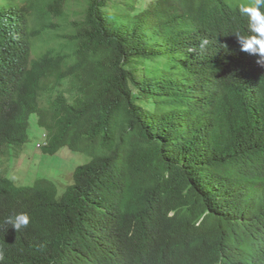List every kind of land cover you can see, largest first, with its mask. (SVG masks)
I'll return each instance as SVG.
<instances>
[{
	"label": "trees",
	"instance_id": "16d2710c",
	"mask_svg": "<svg viewBox=\"0 0 264 264\" xmlns=\"http://www.w3.org/2000/svg\"><path fill=\"white\" fill-rule=\"evenodd\" d=\"M136 2L0 0V94L49 98L42 153L70 141L90 156L64 189L0 174V222L30 216L19 232L0 227L27 250L8 264H264V69L243 72L206 51L180 67L170 53L182 32L243 26L239 6L250 2L139 0L135 11ZM35 27L60 47L32 58ZM72 77L70 101L61 88ZM19 124L4 145L26 141L30 127ZM67 128L78 130L67 143L53 136Z\"/></svg>",
	"mask_w": 264,
	"mask_h": 264
},
{
	"label": "clouds",
	"instance_id": "9594fccd",
	"mask_svg": "<svg viewBox=\"0 0 264 264\" xmlns=\"http://www.w3.org/2000/svg\"><path fill=\"white\" fill-rule=\"evenodd\" d=\"M244 2L250 3L241 4L239 6V11L242 15L243 23V26H240L239 28L228 27L225 28L222 33L216 35L211 32L204 33L201 31H193L190 33L182 32L175 42V47L172 45L170 51V53L175 52V60L178 65L181 67L186 63L187 60H191L193 54L204 53L206 51L208 52L207 58L210 61L216 60L217 62L221 63L222 60L224 61L225 58H227L240 71L243 72L248 71L252 64H257L264 69V0H244ZM9 25L18 27L20 23L8 24L5 27H8ZM34 33L35 44L33 48L32 58L36 57L41 51H44L46 48L53 47L55 50H57V47H60L53 34H50L47 31L41 30L36 27ZM9 44L14 53L22 54V48L20 46L16 45L15 43ZM44 71L48 74V76H51V68ZM228 74L231 76L233 74V71L229 70ZM239 79L240 83H248V80L245 76H240ZM6 93L7 92H2L0 94V174L7 176L18 185H25L22 183V181L18 182L13 178H10L9 169L14 167L16 161H19L21 159L27 160L24 147L29 141L30 128L27 130L26 141L15 142L10 146L4 145L3 134L5 132V129L7 128L9 135L12 138L16 135H19L21 132L16 130L14 126L20 125V122L23 124H28V126L30 127L31 116L37 115V123L39 125L40 132L36 140V148L38 147L37 149L41 150L42 147H48V145L50 144V135H48L45 131L46 129L41 126V123L44 122V120L39 114V108H47L51 101L48 97H42L38 104L39 98H32L29 96L23 98L19 95L16 99L13 100L5 99L4 95ZM32 95L35 97H39L38 92L35 94L32 93ZM70 98L71 97H68V99ZM34 105L38 106V109L34 110ZM76 130V128H67L59 131L53 130V136L58 141L67 143V141H69V134ZM75 144H80V146L84 149L89 147L84 142H76ZM68 145L69 146L65 147L70 151L75 150L73 148V144L70 141ZM62 148H60L56 153H58ZM11 160H13V163L9 167L8 173H4L3 163H8ZM26 165H28V162ZM25 166L19 173H22V171L25 169ZM16 208L17 207H15L13 210H15ZM29 222L30 216L27 213H18L6 217L2 222H0V227L10 225L11 228H14L17 232H19L23 228H26L29 225ZM108 226L117 228L119 230L134 231L133 226L127 225V223L112 224L111 222H109ZM14 244L15 239L10 238L9 236L0 237V264H8L10 260L5 259V257L7 256L11 257L12 260L15 261V259H13L15 253L21 254V257L27 255V250L25 248H17ZM21 257L19 256L16 258L22 259ZM155 263L176 264L175 262H173L171 257H158Z\"/></svg>",
	"mask_w": 264,
	"mask_h": 264
},
{
	"label": "rangeland",
	"instance_id": "374dc122",
	"mask_svg": "<svg viewBox=\"0 0 264 264\" xmlns=\"http://www.w3.org/2000/svg\"><path fill=\"white\" fill-rule=\"evenodd\" d=\"M138 3L139 0H137L134 6L135 11L137 10ZM145 23L148 24L147 18H145ZM61 90L64 95L71 97L74 100L73 77L68 82H64V86H62ZM71 98L70 101H72ZM163 107L165 109L167 108L165 99ZM39 132L37 115H32L30 121L29 141L24 147L25 156L28 161L24 159L16 161L14 167L9 169V177L18 182L22 181L25 185H33L37 178L47 177L57 183L61 189H64L69 183L73 182V173L76 167L80 164L88 162L90 160V156L85 152L70 151L66 147L62 148L58 153L53 155L44 154L37 149L38 147L36 148V140L39 136ZM27 162L28 165H26ZM24 166L25 169L22 173H19Z\"/></svg>",
	"mask_w": 264,
	"mask_h": 264
}]
</instances>
